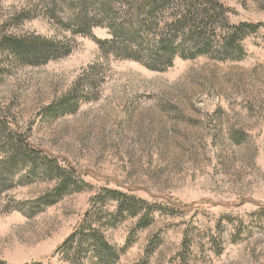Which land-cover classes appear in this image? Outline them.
Listing matches in <instances>:
<instances>
[{"label":"rangeland","instance_id":"374dc122","mask_svg":"<svg viewBox=\"0 0 264 264\" xmlns=\"http://www.w3.org/2000/svg\"><path fill=\"white\" fill-rule=\"evenodd\" d=\"M216 1L215 27L258 25L237 40L243 55L168 66L114 38L123 7L82 35L37 0H0V166L11 144L42 151L4 175L2 264H264V0ZM179 2L154 23L178 20ZM143 29L140 41L158 46L161 29ZM15 37L70 53L22 61L1 43ZM78 225L111 253L66 244Z\"/></svg>","mask_w":264,"mask_h":264},{"label":"trees","instance_id":"16d2710c","mask_svg":"<svg viewBox=\"0 0 264 264\" xmlns=\"http://www.w3.org/2000/svg\"><path fill=\"white\" fill-rule=\"evenodd\" d=\"M43 6V11L54 22L66 28L74 29V34L91 35L92 28L103 24V22L116 23L117 13L122 7L126 11L125 18L121 21L116 32L112 35L116 39L125 40L129 46L131 43L138 44L141 48V57L147 59L148 62L157 64L165 61L168 66H171L177 58L193 59L198 56H211L219 60H234L241 57L244 50L241 48L237 40H242L246 30L255 31L258 25L239 23L237 26H232L231 30L215 27V19L213 15H217L218 8L214 3L216 0H180L177 5L179 19L174 23L167 24L160 28L155 24L154 17L156 14L166 9L168 0H37ZM224 9V5H220ZM123 10V9H122ZM94 11V12H92ZM147 26L150 30L161 29V34L155 36L158 46L149 47L140 41L141 33L144 34L143 28ZM212 28L221 40L218 44H213L210 40L209 28ZM182 33L181 43L176 44L175 38L177 34ZM139 40L140 42H137ZM109 41L100 42V48ZM2 46H5L11 54L20 60H30L32 63L47 64L50 61L63 58L70 53L68 44L58 45L48 40L34 39L25 40L15 38H2ZM64 102L63 104H65ZM65 107V106H64ZM64 109V108H63ZM53 113L52 109H50ZM17 140L22 143V139L18 136ZM27 145V144H25ZM10 157L1 164L0 170V187H6L8 180L4 175H10L11 170L16 169V163L26 165V168H32L34 163L38 161V156L42 151L36 147H26L25 151L18 148L17 144H11L9 151ZM57 158L52 157L51 163L56 164ZM18 169V168H17ZM53 173L59 171L58 168H53ZM73 171V169H71ZM10 181V180H9ZM57 188L54 197L59 199L66 191ZM113 195H118L116 192H110ZM176 210V209H175ZM87 232L85 236V228L78 225L73 231L68 243H77V247H83V243L87 244L86 252H99L110 254V247L95 232ZM87 237V238H86ZM79 255V253H78ZM0 264H2L0 262Z\"/></svg>","mask_w":264,"mask_h":264}]
</instances>
